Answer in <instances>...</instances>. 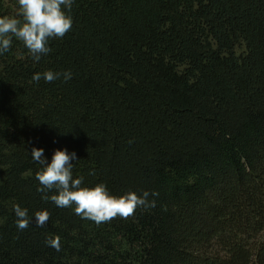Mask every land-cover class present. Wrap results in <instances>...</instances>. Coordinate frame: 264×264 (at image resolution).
I'll use <instances>...</instances> for the list:
<instances>
[{
  "label": "trees",
  "instance_id": "trees-1",
  "mask_svg": "<svg viewBox=\"0 0 264 264\" xmlns=\"http://www.w3.org/2000/svg\"><path fill=\"white\" fill-rule=\"evenodd\" d=\"M71 15L39 62L15 38L0 55V264H264V0H75ZM46 70L73 75L32 79ZM33 147L156 206L82 219L41 199Z\"/></svg>",
  "mask_w": 264,
  "mask_h": 264
},
{
  "label": "clouds",
  "instance_id": "clouds-1",
  "mask_svg": "<svg viewBox=\"0 0 264 264\" xmlns=\"http://www.w3.org/2000/svg\"><path fill=\"white\" fill-rule=\"evenodd\" d=\"M75 0H17L18 11L15 15L0 16V55L9 51L13 38L23 43L32 59L39 62L42 56L49 54L52 49L49 41L63 38L73 25L71 15ZM72 72H56L46 70L35 73L32 79L39 82L43 79L51 83L63 77L64 81L72 78ZM31 156L34 163L39 165L36 180L39 181L37 191L41 199L51 200L57 207L69 208L75 205L74 212L82 219H88L97 225L110 222L117 216L127 218L138 208L155 207L156 201H149V196H158L157 192L127 191L121 195L111 193L105 183L94 186L83 184V177L73 175L74 161L79 158L75 151L67 148H57L49 159L42 147H33ZM94 174V173H92ZM53 190H55L53 192ZM53 192L52 195H48ZM16 227L24 230L29 227L32 217L28 209L19 204L14 205ZM37 226H44L48 219L47 210L37 211L34 215ZM49 247L60 251V238L46 239Z\"/></svg>",
  "mask_w": 264,
  "mask_h": 264
},
{
  "label": "rangeland",
  "instance_id": "rangeland-1",
  "mask_svg": "<svg viewBox=\"0 0 264 264\" xmlns=\"http://www.w3.org/2000/svg\"><path fill=\"white\" fill-rule=\"evenodd\" d=\"M18 11V3L15 0H0V16L3 15H15ZM239 47L238 50H242Z\"/></svg>",
  "mask_w": 264,
  "mask_h": 264
}]
</instances>
